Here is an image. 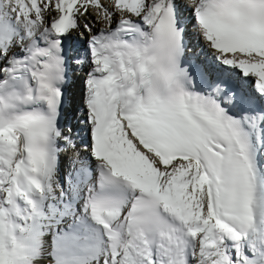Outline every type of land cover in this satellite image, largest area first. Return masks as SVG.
Returning a JSON list of instances; mask_svg holds the SVG:
<instances>
[{"label":"snow or ice","instance_id":"snow-or-ice-1","mask_svg":"<svg viewBox=\"0 0 264 264\" xmlns=\"http://www.w3.org/2000/svg\"><path fill=\"white\" fill-rule=\"evenodd\" d=\"M0 264H264V0H0Z\"/></svg>","mask_w":264,"mask_h":264}]
</instances>
